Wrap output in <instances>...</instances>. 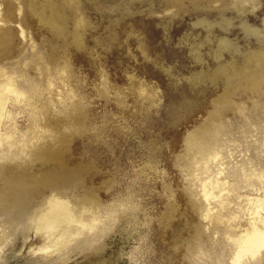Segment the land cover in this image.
<instances>
[{
    "label": "rangeland",
    "instance_id": "obj_1",
    "mask_svg": "<svg viewBox=\"0 0 264 264\" xmlns=\"http://www.w3.org/2000/svg\"><path fill=\"white\" fill-rule=\"evenodd\" d=\"M65 28L0 0V82L23 93L0 123V184L51 166L29 160L49 140L85 184L49 191L94 225L46 255L39 198L25 217L0 200V264H233L264 198V0H65Z\"/></svg>",
    "mask_w": 264,
    "mask_h": 264
},
{
    "label": "bare ground",
    "instance_id": "obj_2",
    "mask_svg": "<svg viewBox=\"0 0 264 264\" xmlns=\"http://www.w3.org/2000/svg\"><path fill=\"white\" fill-rule=\"evenodd\" d=\"M60 1L61 5L59 0H28V13L30 16L37 17L40 21L45 22L47 26L53 29L54 33L63 38L66 35L65 0ZM5 32L6 30L0 29V42H3V34ZM5 79L4 82H0V123L3 117L8 114L6 110L8 94H14L16 99L23 95L13 84L10 77ZM254 79L256 78L252 76L249 80L252 82ZM1 140L0 138V143ZM51 145H53V142L50 143L49 140L43 141L35 145L29 156L30 161L46 159V156H51L49 158L51 166L43 169L36 176L21 172L17 174L11 172L5 176L0 184V200H6L12 204L21 217H25L27 214L26 201H30L33 196L39 198L37 201L39 207L30 215L31 224L29 226L34 234L44 237L45 241L37 246V250L46 255L57 253L67 246L80 232V228L87 225L92 228L94 225L93 223L88 224L83 220L82 212L79 215H75L69 201L62 197L63 194L49 191V189H57L70 183L85 185L84 177L78 167L77 169L68 167L67 161L60 156L61 154L48 152V149L51 150ZM42 189L46 191L32 195L33 192H39ZM202 190L206 199L214 196L205 183ZM18 194H20L21 198L18 197ZM22 198L23 200L21 201ZM89 200L88 202L93 206L98 204L95 199ZM256 202V209L253 210L255 217L250 218L248 226L237 237L232 238L235 244V250L231 258L233 264H241L246 257L260 258L264 254V218L259 215L260 210L264 209V198H257ZM174 211L175 204L171 202L170 213L166 217L171 218L174 215ZM209 212L210 208L207 209L206 217L210 215ZM93 221L94 218H92Z\"/></svg>",
    "mask_w": 264,
    "mask_h": 264
}]
</instances>
